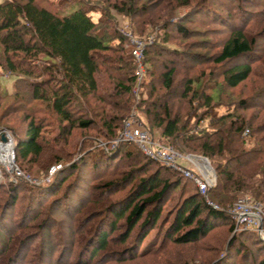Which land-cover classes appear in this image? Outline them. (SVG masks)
Here are the masks:
<instances>
[{"label":"trees","instance_id":"1","mask_svg":"<svg viewBox=\"0 0 264 264\" xmlns=\"http://www.w3.org/2000/svg\"><path fill=\"white\" fill-rule=\"evenodd\" d=\"M125 19L134 39H153L137 94ZM119 45L120 59L104 54ZM2 74L14 82H0V133L42 183H0V264H264V242L229 214L243 196L264 213V0H0ZM133 108L155 142L209 160L219 209L132 143L97 146Z\"/></svg>","mask_w":264,"mask_h":264},{"label":"built area","instance_id":"2","mask_svg":"<svg viewBox=\"0 0 264 264\" xmlns=\"http://www.w3.org/2000/svg\"><path fill=\"white\" fill-rule=\"evenodd\" d=\"M122 33L127 37L124 47L128 49L131 56L136 63V69L134 72L137 78V85L134 89L135 94L138 93L139 85L145 82V68L143 65V50L147 44L153 42L152 36L144 40L134 39L129 31V23L125 19L122 23ZM247 132V131H246ZM122 142L132 143L139 151L146 157L153 159L154 161L161 163L162 165L179 172L186 179H190L197 187L198 193L206 199V202L213 209H219L215 204L211 203L207 198L208 189L213 186L214 177L213 172L207 173L205 171V165L199 162V159H194L190 155H182L178 153L172 146H163L155 142L148 132V130L137 120L136 110L133 108L129 118H127L122 126L121 131L117 137L110 141L108 145H103L104 149H114L118 144ZM183 162L187 165L183 166ZM60 168V165L51 167L49 174L44 179V182L54 175V173ZM16 176L23 178L30 182L32 179L29 176H25L22 172L14 167L11 170ZM38 181V182H37ZM42 180L34 179L32 182L41 184ZM229 214L235 223L234 231H246L250 230L256 233L259 239L264 242V213L262 212V206L255 202L250 196H243L239 198L233 206L229 209Z\"/></svg>","mask_w":264,"mask_h":264},{"label":"rangeland","instance_id":"3","mask_svg":"<svg viewBox=\"0 0 264 264\" xmlns=\"http://www.w3.org/2000/svg\"><path fill=\"white\" fill-rule=\"evenodd\" d=\"M55 1V0H54ZM80 2H83V0H79ZM85 3V2H84ZM69 7H71V6H69ZM68 7V8H69ZM187 12V10L186 9H182V10H180L179 11V14L180 15H182V14H185ZM122 23H123V20H122ZM192 31H193V29H192ZM194 36H197V35H195L194 34ZM211 40V39H210ZM213 42V41H212ZM209 46V45H208ZM213 50V47H211L210 49H209V51H212ZM201 52H203V51H201ZM106 56H108V58H111V59H120L122 56H124V51H123V48L119 45V47H118V49L116 48L115 50L114 49H112V50H110V51H106L105 53H104ZM206 55L204 52L203 53H201L200 54V56L201 57H204V55ZM207 56V55H206ZM95 67L99 70V71H105V74H107L108 75V77L110 78V80L112 81V82H114V83H118V82H121V81H124V75L122 74V73H119V72H117L116 70H113V69H110L109 68V64H108V60L107 59H105V60H102V61H100V60H97V59H95ZM257 68H259V67H256V69H255V71L256 72H258V71H260V69H257ZM183 73H184V70H183ZM196 73H198V70H195V71H192L190 74H191V76L192 75H196ZM152 77V74H150L149 73V71L147 72V75L145 76V84L146 83H148V81L150 80V78ZM0 82H1V85H2V87H3V89L5 90V91H7L8 93H12L13 92V82H14V77L13 76H5V75H1V77H0ZM246 87V86H245ZM245 87H243V88H241V87H239L238 88V91L241 93V94H243L244 96H246L245 94L247 93L246 92V90H243ZM236 92V91H235ZM9 104V101L8 102H5V103H3V106H6V105H8ZM1 114V113H0ZM21 114H16V115H14L13 117H8V116H4V118H3V121L1 122L2 124H4L6 127H11V128H14L15 127V125H18V123L20 124V116ZM137 120L140 122V123H142L141 121H140V119L137 117ZM264 122V121H263ZM2 127H4V126H2ZM5 129V128H4ZM6 131H3V132H1L0 133V146H1V144H9V145H11V147L13 148L12 150H11V148H10V151H11V160H12V162H13V168L14 167H16V165H15V163H14V158H15V155H14V145H13V139H12V135H11V133L9 132V130H7V129H5ZM248 132H246L245 131V135L247 134ZM2 135H5L6 136V138H7V141L6 142H2L1 141V136ZM73 140H76V139H78V138H80V136H79V133L77 132V131H75L74 133H73ZM9 140L11 141V143H9ZM98 145L97 146H99V147H103V145H107V143L105 142V141H102L101 139H98ZM191 156V155H190ZM193 159H194V161H195V159H199L197 156H191ZM200 157H202V156H200ZM205 158V157H204ZM209 161V160H208ZM209 164H210V162H209ZM187 165V163L186 162H183V166H186ZM12 166V165H11ZM11 166L9 167V168H7L6 166H5V164L4 163H0V183H2L3 181H8V180H13V172L11 171L12 169H11ZM54 166H57V165H54ZM211 166V165H210ZM51 167H53V166H51ZM51 167L49 168V170H48V173L47 174H49V171H50V169H51ZM207 167V166H206ZM17 168V167H16ZM61 168V167H60ZM59 168V169H60ZM58 169V170H59ZM207 170H209L208 169V167L206 168ZM213 169V168H212ZM57 170V171H58ZM56 171V172H57ZM214 171V170H213ZM55 172V173H56ZM209 172V171H208ZM54 173V174H55ZM6 174V175H5ZM22 174H24L23 172H22ZM25 176H27L26 174H24ZM213 177H214V183H215V173H213ZM30 178V177H29ZM31 179V178H30ZM25 180V179H24ZM34 179H32L30 182H28L27 180H25V181H27L28 183H30L31 185H34V186H39L40 184H35V183H37V182H35V183H33L32 181H33ZM42 182V181H41ZM1 197H2V201H4V195L3 196H1L0 195V204H1ZM212 203V202H211ZM1 207V206H0ZM20 213H21V208H20ZM57 219H61V218H58V216H57ZM45 230V232H46V236L48 237L49 236V234L47 233V229H44ZM34 235H37V234H34ZM51 236H49V239L51 240V238H50ZM48 239V238H47ZM49 240V241H50ZM198 255V254H197Z\"/></svg>","mask_w":264,"mask_h":264},{"label":"bare ground","instance_id":"4","mask_svg":"<svg viewBox=\"0 0 264 264\" xmlns=\"http://www.w3.org/2000/svg\"><path fill=\"white\" fill-rule=\"evenodd\" d=\"M199 162L203 164V161L200 159H199ZM0 163H4L7 168H9L12 165L11 151H10L9 144H1L0 146ZM206 168L207 167L205 165V171H207L208 173V170Z\"/></svg>","mask_w":264,"mask_h":264},{"label":"water","instance_id":"5","mask_svg":"<svg viewBox=\"0 0 264 264\" xmlns=\"http://www.w3.org/2000/svg\"><path fill=\"white\" fill-rule=\"evenodd\" d=\"M1 141H2V142H6V141H7V138H6L5 135H2V136H1ZM9 143H11L10 140H9ZM11 145H12V144H11ZM11 145H10V148H11V150H12L13 148L11 147ZM197 157H198L200 160H202V161L204 162V164L208 167V169L211 170V171L214 173V171H213L212 167L210 166L209 161H208L207 158L200 157V156H197ZM12 168H13V162H12L11 169H12Z\"/></svg>","mask_w":264,"mask_h":264}]
</instances>
